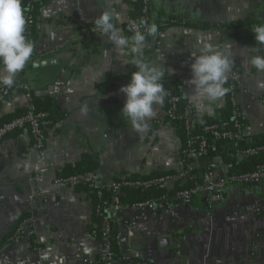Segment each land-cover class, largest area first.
<instances>
[{"label":"crops","instance_id":"crops-1","mask_svg":"<svg viewBox=\"0 0 264 264\" xmlns=\"http://www.w3.org/2000/svg\"><path fill=\"white\" fill-rule=\"evenodd\" d=\"M134 1L44 0L38 9L36 57L16 74L15 82L27 85L36 97L51 98L55 122L43 130L40 153L31 148L27 128L0 140V264H87L90 260L91 264H264V178L256 185L228 184L222 199L213 204L197 194L157 211L133 209L109 194L115 255L109 262H100L101 243L92 233L97 226L92 192L52 182L83 154L97 162L103 183L160 172L181 174L186 169L183 140L165 118V101L154 105L155 115L144 132L134 131L121 115L125 95L119 89L136 70L123 61L132 57H118L104 36L90 31L94 19L108 11L122 33L131 36L125 23ZM149 16L158 33L147 37L141 55L164 67L163 86L186 79L180 94L195 121L221 118L229 101L227 94L212 102L193 99L194 89L188 83L191 54L198 52L197 42L205 40L233 60L228 78L235 72L240 87L241 141L248 145L257 138L264 140V71L249 63L254 55L264 56V46L252 32L264 23V0H151ZM35 61L50 63L35 67ZM29 102L23 90L12 91L0 102V118L28 108ZM84 104L87 114L81 113ZM222 148L229 151L226 144ZM25 156L31 173H39L34 182L23 170ZM189 166L211 167L218 176L229 169L219 153L207 160L190 159ZM185 179L182 175L180 181ZM34 189L47 200L30 207L27 194ZM25 214L32 216V226L19 241L9 242L13 227ZM162 238L169 239L168 248L161 246Z\"/></svg>","mask_w":264,"mask_h":264},{"label":"built area","instance_id":"built-area-1","mask_svg":"<svg viewBox=\"0 0 264 264\" xmlns=\"http://www.w3.org/2000/svg\"><path fill=\"white\" fill-rule=\"evenodd\" d=\"M38 1V0H32ZM150 3L151 0H142L141 15L139 17L133 18L129 16L126 20V29L128 30V25L132 21L137 23L141 19H145L150 23ZM31 8L25 10V29L27 25L32 22V17L30 15ZM94 27H90L91 32ZM143 31V29H140ZM131 33V32H130ZM34 56V52L32 57ZM236 73L233 72L227 80V88L230 89L228 92L229 104L231 107V128L227 127V123L223 122L221 124H208L204 125L202 130L209 134L214 140H226L233 143V149L236 154L239 156H252L257 155L259 152L264 151L263 147H247L246 149H239L237 147L238 141L243 139L242 136V125H241V111L238 103V92L240 90L239 85L235 80ZM187 84L186 79H182L179 82V89L185 87ZM20 88L24 91L25 96L30 99L29 87L24 84L13 85L12 87H7L2 85L0 87V101L5 99V97L14 91L15 89ZM166 95L168 96L166 101V106L164 109V115L167 121L182 122L184 131L188 136L191 135L192 131L196 127V122L192 116V109L186 107L182 112H178V102L179 96L172 94L169 89L164 88ZM264 102V98H263ZM157 122V120H156ZM52 121L48 117L47 112L38 111H28L22 116L15 117L3 123L0 126V140L3 139L7 134L27 128L31 137H32V146L31 148L36 152L40 153L44 148V137L43 130L45 128L51 127ZM196 147L192 145V139L187 141L185 148L183 147L181 153L190 158V159H200L205 153L208 145L207 139L202 135L195 138ZM28 159L24 158L23 170L26 171L28 180L34 182L38 179L39 173H31ZM192 169L191 166H187L185 171L177 175H164L156 179L150 180H141V179H127L120 178L108 183H103L100 180L99 174L96 171H87L82 173H76L68 176H56L53 179V184L56 186H64L68 188H76L80 185H85L86 188L94 193L96 197V204L94 205V210L97 216L100 218V243H101V253H100V262H109L114 259V252L110 242V232L113 229V223L111 216L107 212V201L104 199V193L109 192L112 194L121 193L124 189H139L147 188L154 184L166 185L167 183H172L173 181L182 178V175L187 176V173ZM264 178V165L258 166L254 171L244 172L239 174L224 175L218 176L212 170L205 171L201 176L200 183H197L192 188H186L177 191L174 196L169 199L166 196H162L160 201L157 200H143L135 201L128 205L136 210H149L157 211L160 209L168 208L173 203V201H190L197 194H204L209 203H216L220 201L223 197V192L228 184L239 183V184H249L253 182H258ZM47 199L43 193L34 189L27 194V201L30 207H33L38 202H45ZM32 226V216L25 214L17 221L15 226L12 229V232L7 239L9 242L19 241L30 229ZM95 235V231H92ZM176 255H179L180 252L176 251ZM92 261H88L87 264H91ZM142 264V263H136Z\"/></svg>","mask_w":264,"mask_h":264},{"label":"clouds","instance_id":"clouds-1","mask_svg":"<svg viewBox=\"0 0 264 264\" xmlns=\"http://www.w3.org/2000/svg\"><path fill=\"white\" fill-rule=\"evenodd\" d=\"M24 13L22 0H0V84L7 87L14 85L16 74L25 68L34 52L33 42L24 34ZM93 23V31L104 36L114 46L118 57H132L131 60L123 61L132 64L136 70L131 73L129 82L119 89L125 95L121 115L127 118L134 131L144 132L147 122L155 115L154 105L163 104L166 95L161 82L165 76L164 67L147 62L141 55L147 37H155L158 26L145 19L138 23L132 21L128 25V31L132 35L126 36L114 23L113 13L108 11L101 12ZM252 32L255 41L264 46V23L255 26ZM197 46L198 52L191 54V79L188 83L194 89L193 99L212 102L230 91L224 85L233 60L209 41H198ZM249 63L258 71H264V56L254 55ZM197 107L202 109L204 106L197 104ZM208 111L211 112L212 109L209 108ZM87 112L88 105L84 104L81 113Z\"/></svg>","mask_w":264,"mask_h":264},{"label":"trees","instance_id":"trees-1","mask_svg":"<svg viewBox=\"0 0 264 264\" xmlns=\"http://www.w3.org/2000/svg\"><path fill=\"white\" fill-rule=\"evenodd\" d=\"M44 3V0H38V1H32V0H22V7L24 10L27 8H31L30 15L32 17V22L27 25L25 29V36L28 40L32 41L34 40V28L36 24V15L38 12V9L40 6ZM141 7H142V0H135L134 1V9L131 12V17L136 18L141 15ZM132 35V33H130ZM36 57V54L34 53V58ZM32 58V57H31ZM33 58V59H34ZM14 85H18L17 82H14ZM164 88H167L170 90L172 94L179 96V102H178V112H182L186 107H190L184 98H182L180 94L179 89V83L177 81H169L164 83ZM225 87H227V84H225ZM20 88L15 89L19 90ZM22 90V89H20ZM30 94V102L28 108L23 109H16L13 113L6 115L5 117L0 118V126L5 123L6 121L13 119L18 116H22L26 114L28 111L38 112L43 111L48 113L49 119L52 121V125L55 122V113L53 112V108H55L54 101L49 97H43L39 98L36 97L33 93L29 91ZM168 96L165 95L164 101L166 106ZM228 98V93H227ZM1 102V101H0ZM191 108V107H190ZM192 109V108H191ZM59 115V113H58ZM64 114H60V117H62ZM231 107L229 104V101L227 103V106L223 109V115L219 119H208L203 120L200 122H196V127L192 131L191 135L188 136L186 132L184 131V128L182 126V122L180 121H174L171 122L173 125H175L179 135L181 136L183 140V147L185 148V145L187 144V141L189 139H192V145L196 147V137L198 136H204L207 139L208 145L206 148V153L197 160H204V159H210L213 157L216 153H219L222 157V160L226 165H228V171L227 176L232 174H239L244 172H251L254 171L258 166L264 165V151L259 152L257 155L247 156V157H240L238 154H236L235 150L233 149V143L226 140H214L209 134L205 133L202 128L204 125L208 124H221L223 122L227 123V127L231 128ZM192 116L194 118V113L192 110ZM195 120V119H194ZM241 125H244V121L241 119ZM226 144L229 148V151H226L223 149V145ZM239 149H246L247 147H263L264 146V140L262 138H257L253 140L251 144H244L243 141H238L236 144ZM222 146V147H221ZM182 147V148H183ZM182 150V149H181ZM184 163L186 167L190 164V158L183 156ZM97 170V162L89 155V154H83V156L80 158L78 162H76L72 166H66L63 168L57 176H68L76 173H82L87 171H96ZM212 170L211 167L206 168H193L191 169L186 176V181L181 182L180 179H177L173 181V185L171 188H167L165 185L162 184H154L147 188H139V189H124L121 193L118 194H112L109 192L104 193V199L107 201V205L109 203L108 196L109 194L113 195L118 203H126L131 204L135 201H143V200H157L160 201L162 196H166V198L171 199L174 194L182 189L186 188H192L197 183H200L202 174L207 171ZM213 171V170H212ZM164 175H177L175 172H160V173H154L149 176H132V177H126L127 179H141V180H150V179H156ZM78 187H86L85 185H80ZM92 196L94 197V205L96 204L97 200L92 193ZM174 202V201H173ZM94 221L97 223V226L93 228L92 231H95V236L100 239V218L97 216V214L94 211ZM113 229L110 232V242L113 249V243H114V236H113ZM114 252V250H113ZM115 257V255H114Z\"/></svg>","mask_w":264,"mask_h":264},{"label":"water","instance_id":"water-1","mask_svg":"<svg viewBox=\"0 0 264 264\" xmlns=\"http://www.w3.org/2000/svg\"><path fill=\"white\" fill-rule=\"evenodd\" d=\"M50 62L49 61H35L33 66L39 67V66H45L48 65ZM258 182H253L250 183V185H256ZM160 244L161 246H164L163 248H168L169 247V239L168 238H162L160 239ZM164 244V245H163Z\"/></svg>","mask_w":264,"mask_h":264}]
</instances>
